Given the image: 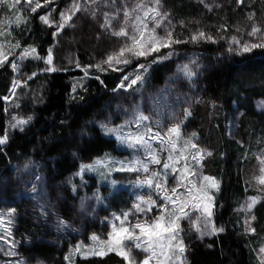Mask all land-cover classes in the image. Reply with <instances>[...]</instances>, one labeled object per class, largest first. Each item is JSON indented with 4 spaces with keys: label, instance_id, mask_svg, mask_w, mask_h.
Masks as SVG:
<instances>
[{
    "label": "trees",
    "instance_id": "1",
    "mask_svg": "<svg viewBox=\"0 0 264 264\" xmlns=\"http://www.w3.org/2000/svg\"><path fill=\"white\" fill-rule=\"evenodd\" d=\"M130 1L144 4L145 10L154 6L153 0ZM72 2L39 0L41 7L36 12L20 4L10 8L13 0L0 3V14H6L0 16V42L10 52L0 66V137L5 134L8 137L0 145V207L9 203L14 209L13 242L21 264H66L81 232L85 233V226L91 227L100 209L115 212V207L120 208L110 197V191L105 188L101 191L97 183L99 173L91 176L84 172L96 160L121 156L118 141L106 126L104 110L113 102L112 94L119 88L122 73L101 70L91 62L97 42L89 25L81 32L60 33L54 25L40 19L49 15L50 21L58 22L60 14ZM160 10L177 22L173 34L181 44L174 48L179 53L176 59L193 53L205 60L202 70L188 75L187 83L194 86L195 93L191 100L173 97L166 102L182 105L178 122L181 139H204L213 151L211 165L220 185L213 226L224 231L203 232L202 237L195 233L186 235L183 239L187 248L186 264H264V256L261 259L258 254L264 240V199L254 209L255 232L246 231L248 226L238 212L250 194L245 170L258 149L250 144L261 142L264 147V48L244 52L245 41L240 42L239 49L228 44L244 28L249 31L254 25L264 28V0L243 3L161 0ZM137 12L143 14V10ZM249 12L256 21L255 18L249 21ZM200 32L212 39L193 41L192 37ZM66 37L69 47L64 49L72 59L68 60L67 54H59L55 62L57 70L46 71L49 49L51 53L55 51L60 38ZM31 49H35L34 57L39 59L29 58L25 62L23 87L17 101L20 108L16 109L27 120L31 119L23 131L9 133L5 97L9 95L17 69L11 65L16 63L18 51ZM157 61L148 72L145 90L161 89L171 74L172 65ZM181 85L182 90L187 89ZM160 107L163 108L162 104ZM236 117L240 118L243 142L235 139L229 130ZM28 179L35 181L29 185L16 184L26 183ZM79 210L85 212L84 217L94 216L85 218L86 224L81 223L76 213ZM75 262L123 264L115 254Z\"/></svg>",
    "mask_w": 264,
    "mask_h": 264
},
{
    "label": "rangeland",
    "instance_id": "2",
    "mask_svg": "<svg viewBox=\"0 0 264 264\" xmlns=\"http://www.w3.org/2000/svg\"><path fill=\"white\" fill-rule=\"evenodd\" d=\"M78 2L81 8L86 10L76 12L63 29L58 28V24L61 21V14L58 22H54L56 21L55 19L51 21H53L52 25L59 29L58 31L60 33L81 32L85 25H89V29L98 45H96V48L92 51L94 56L91 57V62L94 66L101 65L102 69H113L122 73L119 88L112 94L113 102L104 110L107 116L105 117L106 126L108 129L110 128V134L112 136L114 135L117 139L121 156H109L96 160L93 165L87 166L85 170L86 173L84 172L85 175L91 174V176H97L96 173H99V180H97V183H99L101 191L104 188L110 191V197L115 199L114 202L118 204L120 208L115 207V212L113 209H100L99 214L94 217V222L91 223V227L88 229V227L85 226L87 228L84 231L85 233L81 232L82 234L77 239L78 245L72 250L69 249L71 256L66 258L65 263L76 264L77 262L75 261L78 259L89 258L91 256L101 257L99 255L85 254L90 249H95L97 251L103 249L106 253L103 256L115 254L123 260V264H128V261H126L122 255L118 254L120 247H125L130 243L125 239L128 233L120 231L121 221H123V227L131 231L132 227L137 223L151 225L161 215L165 216L166 220L168 213L174 212L178 215L179 207L183 204L184 212L188 215L186 217L182 216L179 221L182 229L180 232V237L182 239H184L186 235H192V233L202 237L204 236L203 232L210 233L213 227L215 199L220 187L211 165L214 157L213 151L209 149L204 139L195 138L192 140V143H195L198 149L203 150L204 156L199 163L192 159V154H194L197 149L191 148L190 146L187 148L185 147V142L187 140L183 141L181 139L180 131L178 136L170 132V129L179 125L178 122L182 116V105L178 106L177 103L174 105V102L167 104L166 102L167 99H172L173 97L178 99L188 98V100H191L195 93L193 90L194 86H189L187 83L189 78L188 73L195 71L199 72L200 69L202 70L205 65V60L193 53H190L183 59H176L179 53H176L174 48L181 43H170V46L160 47L159 51H152L150 54L144 56H133L126 52L124 55L129 59V63H114L112 67H109L108 64H104L103 61L113 53L118 52L125 44H131L130 39L126 37H117L111 33L114 30H119V28L124 25L123 12L125 10L132 12V9L136 8V4L130 0H97V3H92V0H78ZM20 5H23L25 9L30 8L29 5L25 3V0H21ZM93 10H95V15L92 14ZM106 12L109 14L119 12V15L111 21V28L103 26L106 23L104 18V13ZM136 12H132L133 17L143 15L138 14V12L136 14ZM248 14L252 13L249 12ZM3 15L6 14H0V16ZM254 18L256 21V17L253 16V19ZM253 19L251 18V20ZM175 21L176 20L172 18L170 14H167L166 19H162L161 26L156 29V35L164 36L165 30H168L172 32V39L176 40L173 34L177 26V22ZM137 23L135 19H129L127 30L130 34L134 31L133 25ZM148 25L150 29L152 27L151 20L148 21ZM262 31H264V28ZM249 32L251 31L244 28L234 37L240 42L245 41V43H256V41L261 40L259 37L260 34L254 37L250 36ZM137 35L139 34L137 33ZM148 36L149 32L147 30L144 31V40H148ZM67 38L68 37H66V39L60 38L59 42H57L55 51L51 53V65L46 63L48 68L56 67L55 62H57V55L59 54H67L68 60L72 59L70 57L71 54H68V51L64 49V46L66 48L69 47V43L67 42L69 40ZM228 44H232V46L237 49L241 48L242 45V43L235 44L230 41H228ZM233 50H235V48ZM0 53L6 57L10 53L7 45L2 42H0ZM24 53L25 50L21 52L18 51V56L15 58L18 67L12 82V88L7 99H5L8 109L7 118L9 133L13 131H23L28 125V123H26L13 127L18 120H27L26 116H23L20 111H16L18 107L20 108L17 101L20 97V90L23 87L25 62L29 58H34V54L25 56ZM169 53H171L170 57L163 59V57L168 56ZM155 60L161 61L163 64L169 63L172 65L173 69L170 76L167 77L164 87L161 89H150L151 91H148L147 89L145 90L146 78ZM140 65H144V67L141 68ZM137 76H139L140 79H137L136 83H131ZM125 77H127V79H125ZM15 81H19V84L13 89ZM180 84H182V87L186 86L187 89L182 90L179 86ZM139 86L140 88L136 90ZM164 103L166 106H164ZM161 104L164 110L163 108L161 109ZM141 115L148 117V119L141 120ZM229 130L235 139L243 142L241 138L243 133L240 127V118L236 117L235 120H233ZM157 133L159 134V138L153 139L152 137ZM160 138H163V142ZM173 143L175 145L174 148L172 146ZM252 144L258 147V149L253 153V157L245 170V178L250 194L238 209L239 214L243 216L244 222L254 215V209L258 205L257 203L251 212L245 211L244 208L250 198L258 197L260 202L264 199V183L260 182L261 179H264V175H262L261 172L262 167H264L261 163V161L264 160V147L261 142L258 145L253 142L250 145ZM182 153L184 157H187V160L182 158ZM208 153H211V155H208ZM170 155L172 157L171 160H169ZM155 160H159V163H156ZM166 163L170 165L167 169L164 168V164ZM185 164H187V171H185ZM145 167L147 171L144 170ZM120 175H123V177H120ZM115 176H118L120 179H116ZM203 177H211L215 182H218V190L211 186L213 181L204 180ZM149 180L152 181L151 185L147 183ZM34 181V179H28L26 183L17 182L16 184L29 185ZM189 181L192 183H189ZM157 184H162L166 191H161L157 188ZM193 184H195L196 187L190 195L187 189L192 188ZM173 189H176L175 195L172 193ZM196 189H200L201 191L197 192ZM86 191H89V189L86 188ZM204 193H207V197H211L210 201L204 196ZM166 195H171L175 203L165 200ZM145 201H154V203H151L150 210L149 203H145ZM207 204L211 205V216H208L207 212L204 211V207ZM136 205H139L140 209L143 210H138ZM165 206L167 211H165ZM124 207L128 209H122ZM14 213V209L9 203H5L0 207V264H21L20 259L17 257L15 243L13 242V230L16 226ZM76 213L78 215L77 219L82 220L83 222L81 221V223L85 224V218L89 220V217L94 216V214H89L84 217L86 215L85 212H80V210ZM97 213L98 212H96V214ZM125 213H127L126 218L124 215ZM117 217H119V219H117ZM253 223L254 220L251 221V227ZM113 225H115V231ZM246 226L248 225L246 224ZM135 232L139 234V229H136ZM205 235L208 236V234ZM93 237H97L98 239L94 240ZM141 239H143V237ZM118 240L122 241L119 247L117 246ZM110 247L116 250L109 251ZM259 247L258 254L262 259L264 253H261L260 249L264 248V240ZM77 248L80 249L79 252L76 251ZM11 253H14V255ZM145 255L147 254L141 250L134 249L132 252V257L135 258L136 264H141ZM185 257H187V248ZM129 259H131V257ZM149 264H156V260H151Z\"/></svg>",
    "mask_w": 264,
    "mask_h": 264
},
{
    "label": "snow or ice",
    "instance_id": "3",
    "mask_svg": "<svg viewBox=\"0 0 264 264\" xmlns=\"http://www.w3.org/2000/svg\"><path fill=\"white\" fill-rule=\"evenodd\" d=\"M7 0H0V3H5ZM21 0H13V3L9 4L10 8L16 7L18 4H20ZM52 0H45V3H51ZM239 3H243L244 0H238ZM25 3L29 5L30 11L31 12H36L37 8L41 7V4L39 3V0H25ZM92 3H97V0H92ZM154 6L151 8H147L145 10V5L144 4H137L136 8L132 9V12H136L137 10H143V15H137L135 17L132 16V12H129L125 10L123 12L124 16V25L119 28V30H114L112 31V35L117 36V37H126L131 40V44H125L122 48L119 49L118 52L113 53L110 55L105 61H103L104 64H108L109 67H112L113 64H119V63H124L127 64L129 63V59L125 57V53H130L133 56H144L150 54L152 51H159L160 47H168L170 46V43H180L181 41L179 40H173L172 39V32L165 30L164 36H157L156 35V29L161 26L162 19H166L167 14L165 12H162L160 10V4L161 0H153ZM81 10H86L82 9L80 3L78 0H73L71 6L63 13H61V21L58 24L59 29H63L64 26L72 19V16L75 15L76 12L81 11ZM92 14L95 15V10L92 11ZM119 15V12L115 14H109V13H104V18H105V25H103L106 28H111L112 23L111 21L116 18V16ZM162 18V19H158ZM252 18V14L249 15V19ZM40 19L45 23L51 24L53 23L49 19V15H43L40 17ZM129 19H135L138 23L133 25V33L130 34L128 32V21ZM152 21V27L149 29L148 21ZM149 32L148 40H144V31ZM137 33L139 35H137ZM257 34H260L261 38V43H245L242 46V50L244 52H251L255 48H264V31L260 27L253 26L251 32H249L250 36H257ZM209 39L211 40V36H205V33L200 32L198 36H193L192 40H198V39ZM143 41V42H142ZM232 43L239 44L240 41L236 37H232ZM159 45V46H158ZM19 46V45H17ZM140 49V50H137ZM232 49H229L231 51ZM35 53V49L31 50H25L24 55H33ZM171 53L168 54V56L163 57V59L169 58ZM34 58L39 59L38 56H35ZM7 61V57L4 56L2 53H0V66H2L5 62ZM46 63L51 65L52 63V55H51V49H49V55L45 60ZM12 68L15 70L17 68L16 63H13ZM79 66V65H77ZM97 68H100L101 70L102 67L101 65H97ZM141 68L144 67V65H140ZM57 69L55 68H48L46 71H56ZM85 73H87V69H84ZM35 75V73L33 74ZM189 76L193 75V73L189 72ZM127 79V77H125ZM140 79L139 76L136 77V79H133L131 83H136V80ZM19 84V81H15L13 84V89ZM123 86V85H122ZM7 99V97H5ZM190 115V113H187ZM31 117L28 118L30 120ZM141 120H147L148 117L141 115L140 116ZM28 120H18L16 125H13V127H16L17 125H22L26 124ZM170 132L175 133L177 136L179 135V125L176 127L170 129ZM193 136H195V133H193ZM153 139L159 138V134L157 133L152 137ZM7 134L4 136L0 137V145H3L7 142ZM161 141L163 142V138H160ZM173 148L175 147L173 143ZM190 146L191 148L197 149V151L192 154V159L196 160L197 163L200 162V160L203 159L204 152L201 149L197 148V145L195 143H192L191 140L185 142V147L187 148ZM208 155H211V153H208ZM182 158L187 160V157L183 156L182 153ZM172 157L171 155L169 156V160H171ZM156 163H159V160H155ZM262 165H264V160L261 161ZM169 164H164V168L167 169L169 168ZM147 171V168L145 167L144 169ZM185 171H187V164H185ZM262 175H264V167L261 169ZM158 175V174H156ZM204 180H209L213 181L212 182V187H215L218 190V182H215L213 178L211 177H203ZM261 183H264V179L260 180ZM149 185L152 184V181L149 180L147 181ZM189 183H192L189 181ZM157 188H159L161 191H166L163 188L162 184H157ZM187 187V186H185ZM195 184L192 185V188H188V193L191 195L193 192V189L195 188ZM197 192L201 191L200 189H196ZM173 195L176 193V189L172 190ZM204 196L207 197V193H204ZM196 198V197H193ZM207 199L210 201L211 197H207ZM165 200L171 203H175V201L172 200L171 195H166ZM259 198L258 197H252L246 204L244 210L251 212V210L255 207L257 203H259ZM145 203H149V210L151 203L145 201ZM136 208L138 210H143L140 209L139 205H136ZM211 205L207 204L204 207V211L207 212L208 216H211ZM165 211H167V208L165 206ZM179 214L173 213H168L167 220L165 219V216L161 215L160 217L157 218V220L151 224H140L137 223L132 227V230L130 231L128 228L123 227V221H121V229L120 231L123 233H128V235L125 237L126 240H128L130 243L126 245L125 247H120L118 254L122 255L126 261H128V264H136L135 258L132 257V252L133 250H141L147 255H145L144 259L141 261V264H149V262L153 259L156 260V264H185L186 262V257H185V252H186V247L183 243V239L180 237V232L182 231L179 221L182 218V216L186 217L188 214L184 212V205L181 204L179 207ZM125 218L127 217V213L124 214ZM119 219V217H117ZM255 220V216L252 215L248 220L245 221V223L249 226L246 231H251L255 232V229L251 227V221ZM113 229L115 231V225H113ZM139 229V234H136L135 230ZM199 230V229H198ZM212 232H222L224 229L221 227L219 229L215 228L214 226L211 229ZM203 234V233H202ZM143 237V239H141ZM93 239H98L97 237H93ZM175 242V243H173ZM122 244V241H117V246L119 247ZM116 249L114 248H109V251H114ZM77 252L80 251L79 248L76 249ZM261 253H264V248L260 249ZM14 255V253H11ZM105 251L103 249L97 251L95 249H90L85 255H99L103 256L105 255ZM131 257V259H129Z\"/></svg>",
    "mask_w": 264,
    "mask_h": 264
}]
</instances>
